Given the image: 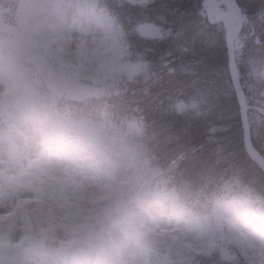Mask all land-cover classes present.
Listing matches in <instances>:
<instances>
[{"label": "rangeland", "instance_id": "1", "mask_svg": "<svg viewBox=\"0 0 264 264\" xmlns=\"http://www.w3.org/2000/svg\"><path fill=\"white\" fill-rule=\"evenodd\" d=\"M144 1L114 3L119 11ZM107 23L88 0L0 4V264H186L191 253L213 251L227 264L241 242L264 264V221L244 205L218 206L204 224L177 218L168 197L140 182L145 163L124 131L58 120L60 102L81 109L83 98L129 87L138 73L140 64L119 61L120 44L110 48ZM135 33L160 36L154 25ZM11 69L22 84L10 81ZM178 243L191 247L180 252Z\"/></svg>", "mask_w": 264, "mask_h": 264}, {"label": "trees", "instance_id": "2", "mask_svg": "<svg viewBox=\"0 0 264 264\" xmlns=\"http://www.w3.org/2000/svg\"><path fill=\"white\" fill-rule=\"evenodd\" d=\"M7 1L0 4L7 7ZM89 1L122 42V61L136 62L140 69L127 82L129 87L89 96L80 102L81 109L61 102L68 112L61 113V119L70 115L76 122L127 130L126 142L134 146L129 149L145 163L140 178L147 179L152 193L168 197L177 215L204 224L218 206L238 203L247 215L264 221V172L246 150L231 73L223 80L216 75L204 37L194 50L182 51L175 42L176 29L170 34L169 24L163 22L174 19L172 10L180 0L121 3L119 11L114 0ZM141 25L156 26L160 36H138L135 30ZM245 59L247 63H237V68L246 102L264 110V53L249 59L246 51ZM248 113L253 147L264 158V116L255 110ZM239 248L231 250L234 258L227 264H260L258 257L246 256L245 243ZM219 257L215 251L207 256L194 252L187 262L222 264Z\"/></svg>", "mask_w": 264, "mask_h": 264}, {"label": "snow or ice", "instance_id": "3", "mask_svg": "<svg viewBox=\"0 0 264 264\" xmlns=\"http://www.w3.org/2000/svg\"><path fill=\"white\" fill-rule=\"evenodd\" d=\"M221 8L227 14L218 18ZM172 14L173 20L162 19L169 24L170 34L176 29L175 42L182 51H189L204 37L221 80L234 64L247 63L246 51L249 59L264 53V0H180Z\"/></svg>", "mask_w": 264, "mask_h": 264}, {"label": "water", "instance_id": "4", "mask_svg": "<svg viewBox=\"0 0 264 264\" xmlns=\"http://www.w3.org/2000/svg\"><path fill=\"white\" fill-rule=\"evenodd\" d=\"M221 3L224 2V0H220ZM227 14V10L221 8L219 10L218 18H222L224 15ZM231 75L234 80V87H235V92L238 97V101L241 106V115H242V124H243V130L245 134V145H246V150L250 157L258 164V166L263 170L264 172V158L255 150L253 147L252 141H251V132H250V126H249V116L248 112L249 110H255L258 111L261 115L264 116V110L259 108V107H251L247 104L246 98L241 86L240 82V76H239V71L237 68V64H234L232 67ZM102 224H96L91 227V231L93 234H95L97 237L101 236L102 233Z\"/></svg>", "mask_w": 264, "mask_h": 264}]
</instances>
